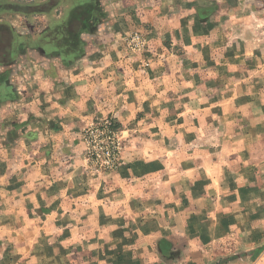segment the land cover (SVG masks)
Listing matches in <instances>:
<instances>
[{"label": "crops", "instance_id": "0c3cea01", "mask_svg": "<svg viewBox=\"0 0 264 264\" xmlns=\"http://www.w3.org/2000/svg\"><path fill=\"white\" fill-rule=\"evenodd\" d=\"M254 2L264 0L6 2L1 13L42 15L52 23L28 44L13 41L8 26L12 64H0V75L6 74L0 190L12 208L20 194L24 209L42 208L39 219L53 235L40 234L44 242L32 252L26 229L1 232L0 264H206L212 243L235 239L250 255L264 244V88L254 84L264 77L255 72V63L264 64V41ZM82 4H96L80 36L83 55L59 54L46 37L69 27L78 38ZM132 30L146 32L158 56L147 72L122 51V38ZM17 55L27 71L16 75ZM242 78L251 81L246 93L238 85L230 89L235 100L246 94L240 108L221 99L207 104L228 91L223 81ZM224 107L230 108L227 122ZM240 111L248 113L241 129ZM98 112L120 116L130 136L124 162L100 179L80 167L62 172L63 154L75 152L67 147L73 132ZM34 128L45 158L39 187L25 178L30 166L20 172L36 141ZM18 237L24 243L15 247ZM242 264H264V252Z\"/></svg>", "mask_w": 264, "mask_h": 264}, {"label": "rangeland", "instance_id": "374dc122", "mask_svg": "<svg viewBox=\"0 0 264 264\" xmlns=\"http://www.w3.org/2000/svg\"><path fill=\"white\" fill-rule=\"evenodd\" d=\"M7 1L8 0H0V9H4L5 7H7V5H5ZM14 1L15 3L22 4L28 2L29 0ZM102 3L103 2H100L101 9L104 8V3ZM254 5L256 12H259L255 15L256 29L258 30L257 34L264 41V2H254ZM1 12L2 11H0V32L2 31V33H0V35L3 34V40L5 41L11 40L12 33L11 30L8 29V26L13 25L12 28H14L16 33V37L14 36L13 41H17V44L23 43V41L24 43L28 44V41H35L37 40V38L39 40V32L42 30V28L46 24L52 23L50 19L52 17L48 18L42 15L17 16ZM84 12V9H80V13H83V16L85 15ZM99 17L98 21L96 20L97 22H99ZM15 33L13 32V34ZM122 40V51L126 55V58H128V60L131 61L132 64L136 63L139 69L147 72L151 68L153 62H155L156 57H158L151 51L148 34L143 31L132 30L126 33L123 36ZM0 43H2V41H0ZM19 60L20 55H17L16 63L14 65V67L16 66V68H14L16 71V75L21 74V72L23 71H27V69H24V67H22V65L19 63ZM255 66L256 73L259 71L264 72L263 63H255ZM245 70L246 69H243L242 67V72H244ZM240 74L241 76L246 75V73ZM249 82L251 81H247L243 78L237 79L235 81H227L226 84L225 81H223L222 84L224 85V87H222V89H226V86L228 87V91L224 92L222 96L219 97H208L207 104H211L212 102L214 103L215 99L217 101L221 99L222 103L225 104V106H230L232 105V101H237V103L233 102V105L237 104V107L240 108L239 101L241 99V102L245 103L247 101V98L245 96L246 94L239 98V100H237L238 98L235 100L234 94L233 96L231 94V86L238 85L241 91H244V93H246L247 88L250 86L252 87ZM254 84L255 87L259 90L264 88V77L261 76L255 79ZM226 110H228V112H226L227 114H223L224 122H227V120L230 119L231 115V113H229L230 108ZM238 114L239 116L236 117V120L237 118L240 120L239 128L241 129L242 126L246 124L248 113L246 111H240L238 112ZM207 118H211L209 112L207 113ZM119 120L120 116L116 112H98V114H96L95 116L90 117L84 123L82 128L76 129L75 133L73 132L72 134V137H74L72 144L69 143L67 145V147L70 149H72L73 147L75 152L72 156H69L70 151L63 154L66 158L61 162V171L64 172V170H69L73 166L76 168L80 167V169L84 170V172L90 175L93 179H100L103 174L114 173L115 171H117L120 164L124 162L125 150H128V141L130 139V136L125 133L127 131H122V124ZM32 123L34 122L32 121ZM206 132L207 135H211L214 132V128L206 129ZM31 133L32 135H35V137H32V140L35 139L36 141L35 143H32L34 146L31 147V149L27 150V155H25L26 160L22 162L20 172H23V169L27 170V167L30 166V170H32L31 174L28 172V174H30L29 178H27V176L25 178L28 179L30 185L39 187L43 182L41 179V176L43 175L41 170L45 163V158H41L39 154L41 150V144L38 143V138L40 137L39 130L34 128L30 131V134ZM255 134L258 133L255 132ZM68 137H70V134ZM242 149L243 151H246V147L243 146ZM53 150L54 148H52V151ZM52 151H50L49 154H51ZM257 153L259 154V151H257ZM49 154L47 155V160H49L50 163L53 160H50L51 155ZM50 165L53 168V163H51ZM21 175L22 174L15 176V181L17 183H20L22 181ZM30 178L31 181L29 180ZM50 181L51 183H53V179L51 176ZM61 182L62 181H60V183ZM2 183L4 185L3 187H7L5 181H2ZM39 194V192L35 193V196H33L35 197V200H33L34 202L32 203H36V197ZM9 198L10 196H8V193L5 190H0V233L8 231V229L10 228V231L21 233L26 229V232H30V235L32 236L30 245H32L33 252L35 251L36 247L39 246V243L44 242V240L39 241V235L41 234L42 236H48L47 233L53 235V231L47 230L46 233V225L44 226V223L39 219V217L41 216L40 214H44L42 213L44 212L42 208L35 209L34 207H32L29 210L24 209V207L22 206V203H24L23 196L22 194H20V196L14 197L13 206H15V211H13L14 208L10 207V201H8ZM28 218H30L31 220H28ZM19 237L18 239L16 238L17 240H15L14 242L15 247L23 246L24 240L22 239V237ZM51 237L53 238V236ZM45 242L49 245V247L52 246V241L50 242L49 240H46ZM238 244V241L235 239H226L208 245L209 252L206 264H242L246 263L247 260H257L264 252V244L260 247H257L254 253L251 255L245 253V250L238 247ZM20 257L23 256L19 254V259ZM30 261L33 262V257L30 259Z\"/></svg>", "mask_w": 264, "mask_h": 264}, {"label": "trees", "instance_id": "16d2710c", "mask_svg": "<svg viewBox=\"0 0 264 264\" xmlns=\"http://www.w3.org/2000/svg\"><path fill=\"white\" fill-rule=\"evenodd\" d=\"M82 7V8H81ZM96 7V4H82V6H80V9H84V16L82 15L83 13L79 14V37H75L73 35H71L68 32V28L67 27V33L63 34V33H59L58 34L52 32L50 34V36H47L46 38L49 40H52L53 42H55L54 45V49L56 50V52H58L59 54H68V55H78V56H82L83 55V47H82V41L80 39L81 34L83 33V28H85V24L90 20L91 18V13L94 11V8ZM84 17V18H83ZM69 26V25H68ZM2 33V31L0 32ZM73 34V33H72ZM58 37V39H57ZM44 38V37H42ZM56 39V41L54 40ZM0 41H2V43H0V64L1 65H5L6 67L10 66L12 64V59H11V54H12V43L10 42V40L5 41L3 40V34L0 35ZM21 50H23L22 48H20V52ZM6 74L0 75V85H2L5 82V77Z\"/></svg>", "mask_w": 264, "mask_h": 264}]
</instances>
